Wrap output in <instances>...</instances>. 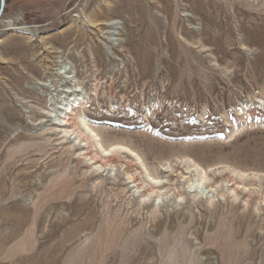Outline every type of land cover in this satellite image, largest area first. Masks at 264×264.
Instances as JSON below:
<instances>
[{"label": "rangeland", "instance_id": "rangeland-1", "mask_svg": "<svg viewBox=\"0 0 264 264\" xmlns=\"http://www.w3.org/2000/svg\"><path fill=\"white\" fill-rule=\"evenodd\" d=\"M76 102L180 196L145 206L120 168L93 177L55 125ZM195 167L213 190H187ZM231 173L245 190L217 186ZM139 236V264H264V0H6L0 264H103Z\"/></svg>", "mask_w": 264, "mask_h": 264}, {"label": "bare ground", "instance_id": "bare-ground-1", "mask_svg": "<svg viewBox=\"0 0 264 264\" xmlns=\"http://www.w3.org/2000/svg\"><path fill=\"white\" fill-rule=\"evenodd\" d=\"M216 5H218L216 2L213 3V5L210 4L209 6H207L208 10H205V12L208 13L209 15V13H211L214 10V7ZM107 26L111 28L112 24H108ZM16 29L22 30L21 28H16ZM74 105H75L74 108L69 107V109L67 108L63 110L64 120H62V122H58L57 124L55 123V125L57 128H60L59 134L62 135L61 139L70 141L71 138L73 137L72 143L78 142L79 144L78 147L76 148L74 147L73 149L75 152H80L78 154V160L82 161L85 164L89 163V165L87 166L90 169H92L93 177L102 178L104 176L106 178V177H109L110 173L113 170L120 168V170H122L125 176L127 177L129 184L134 185L133 188L135 192H132L133 189H131L132 198H137V200L141 199L142 200L141 203L145 204V206L149 203V200H151L152 197L159 199L161 197L163 198V197H167L171 195L173 196L175 193L178 196H180L179 190L176 187L175 183L172 181V179L165 178L166 180H162V179L160 180L156 175L152 177L151 176L152 174L150 175L148 172H146L143 161L140 160L141 157L138 155V153L132 150L129 146L120 144L117 142L104 146L99 135L85 124V121L81 115L77 116L74 114L75 116H72L74 111L79 106H82L83 103L76 102ZM70 114H71V118L70 117L67 118V116H69ZM68 127L69 129H67ZM133 163H135V165H140L141 168L143 167L145 169L144 179L146 180L142 178V172L141 174H139L141 175L140 180L136 178L135 174L137 173L135 174H132L130 172L128 173V171L132 168ZM164 172H167V173L171 172V174L173 175L174 173H176V171H172L170 167L165 168ZM232 173H231L232 179L231 178H228V179L219 178V182L217 186L220 185V187L221 186L223 187L231 183L230 187L237 186V187H241L242 190H245V186L243 183L244 181L243 177L236 176L235 174H232ZM185 175L186 177L184 178L185 179L188 178L186 180L187 183H185V185H187L188 187L187 190L189 189L191 191L195 188H198V191H200L201 188H204V192H206L207 190L209 191L213 190L212 188L213 186L208 184L209 178L207 177V173L204 170L199 169L197 167L193 169L188 168L187 173ZM184 178L181 177V179H184ZM130 180H131V183H130ZM116 185H119V184H116ZM235 192L236 190H233V193ZM135 193H137V196L135 195ZM155 203L156 202L154 201L151 205L156 206ZM156 226L158 225H155L154 227ZM139 237L140 238L138 240V246L135 249L134 255L130 257L129 256L123 257V252H121L122 255L114 256V258L111 256L112 258L110 259L108 258L107 260L105 259L103 264H110V262H113V263L116 262L118 264H139L142 261L144 262V260L150 256L151 248L155 246V244H153V242L149 241L146 238H142L141 236ZM110 240L111 239H109V241ZM109 243H111V241ZM126 261L128 263H126Z\"/></svg>", "mask_w": 264, "mask_h": 264}, {"label": "water", "instance_id": "water-1", "mask_svg": "<svg viewBox=\"0 0 264 264\" xmlns=\"http://www.w3.org/2000/svg\"><path fill=\"white\" fill-rule=\"evenodd\" d=\"M5 6H6V0H0V21L4 14Z\"/></svg>", "mask_w": 264, "mask_h": 264}]
</instances>
